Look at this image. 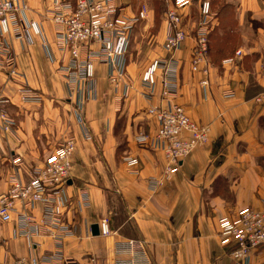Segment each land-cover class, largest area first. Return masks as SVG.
Returning <instances> with one entry per match:
<instances>
[{
	"label": "crops",
	"instance_id": "0c3cea01",
	"mask_svg": "<svg viewBox=\"0 0 264 264\" xmlns=\"http://www.w3.org/2000/svg\"><path fill=\"white\" fill-rule=\"evenodd\" d=\"M37 1L28 0L26 18L41 27L55 62L47 60L39 40L27 45L12 39L19 66L3 94L8 98V108H13L21 121L18 130L15 126L12 133L0 132V192L9 187L11 177L28 181L43 165L47 156H41L39 145L48 155L63 138L61 118L58 109L51 108L49 93L70 110V102L64 100L62 76L56 70L62 53L55 45L54 26L47 18L46 7L54 0H47L41 13L34 7ZM120 1L116 0L122 6ZM213 1L221 22L220 36L227 31L234 33L237 44L228 50L227 44L215 43L211 87L205 99L197 84L198 76L191 75L185 66L188 42L183 45L177 92L179 103L193 120L209 125L208 141L195 147L168 179L160 184L152 182L162 179L167 161L163 152L154 150L150 143L143 147L137 135L143 128L155 130V121L146 109L158 103L157 95L145 98L140 73L131 74L133 86L128 99L119 112H114L112 101L117 97L107 82V67L96 64L97 98L86 108L92 139L78 136L71 156L70 179L62 187V218L71 232L59 246L45 232L28 242L13 235L16 221L5 223L1 225L0 259L52 254L67 264H126L130 258L139 264L142 255L140 259H146L147 264H233L229 250L220 244L221 219L231 217L240 208H264V98L255 99L264 91V0ZM123 15L129 17V12ZM237 49L241 56L235 55ZM14 80L25 81V87L37 98L23 103ZM34 109H41L39 122ZM118 118H122L126 135L119 146L112 134ZM70 125L75 131L74 123ZM117 147L122 149L118 155ZM125 156L138 161L137 172L128 169ZM81 191L87 195L83 203ZM114 198L121 201L127 216L120 222L110 205ZM30 213L39 221L41 204ZM106 217L112 234L92 235L90 226ZM129 220L136 228L134 237L120 233ZM128 240L141 241L142 253L115 251L118 244L123 246ZM248 264H264V247L251 253Z\"/></svg>",
	"mask_w": 264,
	"mask_h": 264
},
{
	"label": "built area",
	"instance_id": "2783aa9c",
	"mask_svg": "<svg viewBox=\"0 0 264 264\" xmlns=\"http://www.w3.org/2000/svg\"><path fill=\"white\" fill-rule=\"evenodd\" d=\"M53 18L55 32V45L62 53L60 58V74L69 82L95 80V64H104L107 67V79L117 84L126 82L124 78L125 53L128 46V33L131 24L135 21L118 16L117 9L120 5L116 0H54ZM188 0H175L173 8L178 5L184 7ZM27 0H0V74L4 80H13L17 74V64L13 50L12 39L21 41L27 45L34 44L37 40L46 57L55 61L49 42L46 40L39 24L32 19H27ZM169 8L166 11V35L163 43L165 53L169 58L155 59L143 71L141 82L151 88L156 79L164 84L161 91L169 100L168 104L153 107L149 112L157 119L155 138L151 141L141 139L139 143L145 145L150 143L155 150L162 151L165 155L167 165L164 177L168 179L182 159L195 147L208 141V125H198L191 119L180 106L171 101L174 91L171 79L177 72V67L171 66L176 63L174 51L181 47L186 40V30L180 23V15L177 11ZM202 20L198 26V43L196 44L197 59L193 61V69L196 64L204 63L203 56L207 50V33L209 23L212 19L210 2L203 0L200 4ZM139 16L143 18V12ZM126 17V16H125ZM239 51L236 52L238 54ZM206 74V70L202 71ZM204 80V79H203ZM0 82V132L11 133L13 118L7 112L8 98L3 94ZM203 92L207 88V81L201 82ZM20 87L18 88V90ZM152 89V88H151ZM21 99H36L37 95L27 87L21 86ZM20 91V90H19ZM127 93L124 92L123 96ZM118 97V96H117ZM122 96L118 97L120 101ZM264 93L256 98L260 101ZM144 142V143H141ZM75 148L73 138L65 139L59 146L46 157L43 165L32 173L28 181L17 177L9 179V187L0 192V240L1 225L14 223L13 235L22 236L28 242L39 233H48L59 246L62 238L71 232L70 225L62 218L61 207L62 187L67 185L70 179L72 167L71 156ZM130 162L136 161L130 158ZM160 184L158 181H152ZM82 203L87 200L85 192L80 193ZM42 206L40 220H36L30 211L36 204ZM14 216L16 219L14 220ZM101 235L112 234L109 228V220L102 218L98 223ZM220 244L228 247L229 255L233 264H248L251 253L260 246H264V209H249L247 207L238 209L231 217H225L220 221ZM141 241H126L123 246L117 245L115 251L120 253L127 251L135 254L142 253ZM141 248H139L138 247ZM138 250V251H136ZM141 252V253H140ZM142 256V255H140ZM138 258L139 264H147L146 259ZM135 258V256H134ZM119 264H123L121 261ZM0 264H67L57 260L54 255L47 254L42 257L31 254L28 257L14 259H0ZM135 264L133 258L129 263Z\"/></svg>",
	"mask_w": 264,
	"mask_h": 264
},
{
	"label": "rangeland",
	"instance_id": "374dc122",
	"mask_svg": "<svg viewBox=\"0 0 264 264\" xmlns=\"http://www.w3.org/2000/svg\"><path fill=\"white\" fill-rule=\"evenodd\" d=\"M202 1L203 0H188V2L186 3V5L184 7H181L178 5L177 8H173V6L175 4V0H121L120 1V2H122V6H120V8L117 9L118 16L120 17L123 13L129 12L130 19L135 20V21L131 24V27H130L129 33H128V46H127L126 53L124 56V59H125L124 74L126 75V78H124V80H126V82L123 84L122 90L120 88L121 83L116 85V83L111 82L110 80L107 79V82L111 86L112 91L114 93L113 95H115V93H116L115 97L122 96V99L120 101H118L119 100L118 97L116 99H113L112 106H113V108H115L114 112H119V108H121L122 105L124 104V102L128 99L127 97L129 95V92L132 90V86H133V82H132L133 78L130 79L131 74L137 73L139 75V73H140V75H142L143 71L150 65L151 62H153V60L163 59V58L168 59L169 58V55L166 54L165 50L163 49V43H164V39H165V35H166V33H165L166 32V21H167L166 11L169 8H173L172 10L177 11V13L180 15V23H181L183 29L186 30L187 33H186V40L183 41V44H181V47L174 51V55H175L174 59L176 60L175 61L176 63H172L171 66L174 69L175 65H176L177 72L173 76V78L171 79V82H173V86L175 88H174V91H172L173 92L172 94L170 92H168L167 95H171L172 96L171 101L173 102V104L175 103L176 105L180 106L182 109H184V112L191 119H193L189 115L187 110L185 109L184 105L179 103L178 98H177L178 97L177 92H178V89L180 87V80H181V77H180L181 76V69H182V64H183L182 63V57L179 54L180 50H182V46L188 42V53H187V56L185 57V61H186L187 65H185V66H187V69L189 70L191 75L198 76L197 84L201 90L202 98L205 99L207 97V94L209 93L210 87H211V78H210L211 75H210V73H211V69L214 66V61L212 58H213V54H214L213 48L215 47V43L221 42V43L227 44L228 50L234 49L235 45L237 44L234 33L227 31V33L222 34L223 36H220V32L218 29L221 28V26H220L221 22H220V18L218 16V13H216L217 11H214L215 6L213 7V5L215 4V1L212 0V4H211V0H209L212 19L209 23L210 27L208 29L209 32L207 33V39H206L207 40V50L203 55L205 57V63H207V64L205 65L204 63L199 62L196 64V69H193V61L197 59V54L195 51H196V44L198 43V36H199L197 29H198V26L202 20V16L200 14V4ZM47 3H48L47 0H40L39 2L37 1L35 3L34 7H35L36 11H38V13H41V11L44 8V5H47ZM53 4H54V2H51V4L49 6H47L48 8L46 7V9L48 11L47 12V18L49 20H51L52 24H53V18H52V15H50V13H52V11H53ZM27 5H28L27 9L30 10L28 0H27ZM140 12H143V16H144L143 18H141L139 16ZM130 15H133V16H130ZM129 17H128V15L126 17L124 16V18L127 20ZM47 18L44 17V20H46ZM229 25H230V21H228V26ZM225 26H227V25L223 24L224 29H226ZM215 34L220 38L216 37ZM213 38H215L216 40H213ZM237 51H239L238 54H236ZM14 53H16V52L14 51ZM51 53H52V55H54L53 52H51ZM234 53L236 56L242 55V53L239 49H237ZM15 57H16V54H15ZM45 57H46V55H45ZM46 58L51 63L55 62L53 59L51 60L48 56ZM222 58L223 57H220V60ZM18 66L19 65H17V64L15 65V69L17 72H18V70H17ZM59 66L60 65H58V67ZM58 67L56 70L58 73H60V69H59L60 67L59 68ZM203 69H205L207 71L206 74H204L202 72ZM62 79H63V84L65 85V89H66V96L64 97V100L68 99V101L70 102V103H68L70 105V110H67L65 105L58 102L55 97H52L55 94L52 95V93L50 92L49 93L50 96L47 97V99L52 102L51 108L53 110H54L53 107H56L58 109L59 117L61 118V123L63 125V132H64L62 140L59 141L57 144H55L54 147L59 146L65 139H68V138H73L75 141V144L77 142L78 136H79V139L82 138V140L83 139L84 140L92 139V135H91V132H90L89 126L87 124V120H86V108H87V105L90 101L97 98V97H95V96H97L96 80H94L93 82H86V81L69 82L68 80H65L63 77H62ZM203 79L207 81V88H204L205 92H203L202 88L200 87L201 82L204 81ZM140 80H141V78H140ZM3 82H4V85L2 86V89L4 90V89H7V84H8V82H11V81H9V80L5 81L4 80ZM12 83L14 85H17L18 87H20V89H19L20 91L18 90V88H17V90L19 91L20 99H21V93H22L21 86L25 87L26 82L25 81L17 82L16 80H14V81H12ZM141 84H142V88H143L142 94L144 95V97L147 98L151 95L154 96L156 94L157 95V101H158V103L156 105L149 106L146 109V113L148 115H150L155 121V130L153 132H151V131H145L143 128L142 132L138 131V133H140V134L137 135V140H138V136H140L141 139H144V140L146 139V141L148 142V141H151L155 138L154 135H155V132L157 129L156 116L154 114H150L149 111L153 107H159L161 104L167 105L169 100L164 96L165 93L163 91H161L160 85H162L164 83L160 82L158 79H156L155 84L151 87L152 89L149 88L147 85H145V83L141 82ZM119 92H121V93L119 94ZM124 92L127 93L126 96H123ZM263 93H264V91L260 92L259 94H261V96H262ZM256 98L257 97H255V99ZM22 101H23V103L26 102L24 100H22ZM8 107L9 106H7V112L14 119L12 122L13 128L16 126V128H17L16 130H18L19 122L21 121L19 119H21V117L18 119V117H19L18 113H16V111L13 110V108L11 109ZM10 109H11V111H10ZM39 110H41V109H39ZM39 110L34 109V111H38L37 112L38 114L34 115V117L36 116L37 122H39L41 119V117H37L39 115ZM42 120H44V118ZM117 120H118L117 124H116L112 134H114L113 136L115 137L116 141L118 142V146H119V144L122 142V140L125 138L126 135L123 133V130H122V122H121L122 118H118ZM70 122L74 123L75 131H71L73 127H70L71 126ZM15 123L17 125H15ZM43 123H45V121H43ZM196 123L198 125H208V124H202L200 122H196ZM208 127H209V125H208ZM208 137H209V133H208ZM141 143H144V142H141ZM39 147H40L39 153H41V152L44 153V154L41 153V156L43 155L42 157L45 158L46 156L49 155V154L48 155L46 154L47 151L44 149L43 146L39 145ZM54 147H53V149H54ZM143 147H146V146L144 145ZM147 148H149V146H147ZM53 149L49 150L48 152L51 153L53 151ZM118 150L121 151L122 149L117 147V150H116L117 155L120 154L119 153L120 151H118ZM163 156L165 158L164 154H163ZM124 159L126 160L127 166L129 167L128 169L131 170V172L135 173L138 171L139 168H137V165H138L137 160L130 162L129 161L130 158H128V156H125ZM183 159H182V161H183ZM32 163H34V162H32ZM179 166H180V163L178 164V166L174 170L178 169ZM164 171H165V168L163 170L162 179H160V180L157 179V181L160 183L163 180H166V177H164ZM110 205L113 206L112 210L114 211V217L116 218V220L118 222L127 219V216L125 215V212L123 211L121 201L118 198H114L112 200V202H110ZM247 208L256 210V208H254V207H247ZM262 209H264V208H262ZM106 218L109 219L108 217H106ZM120 233L124 236H130V237L136 236L137 232H136V228L133 224V221H131V220L127 221V224H125L122 227V229L120 230ZM219 234H220V231H219ZM263 247L264 246H260L257 249L263 248ZM226 248L228 249V247H226ZM257 249H255V250H257Z\"/></svg>",
	"mask_w": 264,
	"mask_h": 264
},
{
	"label": "water",
	"instance_id": "95a60500",
	"mask_svg": "<svg viewBox=\"0 0 264 264\" xmlns=\"http://www.w3.org/2000/svg\"><path fill=\"white\" fill-rule=\"evenodd\" d=\"M90 230H91L92 235H98L99 234L98 224L97 223H93L90 226Z\"/></svg>",
	"mask_w": 264,
	"mask_h": 264
},
{
	"label": "bare ground",
	"instance_id": "6f19581e",
	"mask_svg": "<svg viewBox=\"0 0 264 264\" xmlns=\"http://www.w3.org/2000/svg\"><path fill=\"white\" fill-rule=\"evenodd\" d=\"M75 149V148H74ZM74 152V151H73ZM73 154V153H72Z\"/></svg>",
	"mask_w": 264,
	"mask_h": 264
}]
</instances>
